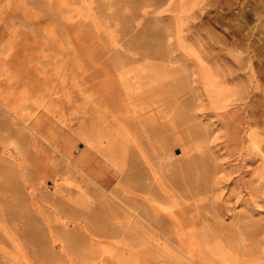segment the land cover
Instances as JSON below:
<instances>
[{"label":"rangeland","instance_id":"1","mask_svg":"<svg viewBox=\"0 0 264 264\" xmlns=\"http://www.w3.org/2000/svg\"><path fill=\"white\" fill-rule=\"evenodd\" d=\"M183 1L0 0V86L7 63L53 93L11 113L0 99L12 129L0 163L16 161L19 184L0 174V264H87L91 251L104 262L90 264H264V156L246 132L264 151V104L240 112L259 117L241 137L210 105L207 0ZM35 116L49 142L24 125ZM84 154L104 188L73 165ZM192 158L199 184L180 187L170 176ZM134 172L147 188L126 180ZM27 216L34 235H22Z\"/></svg>","mask_w":264,"mask_h":264},{"label":"bare ground","instance_id":"2","mask_svg":"<svg viewBox=\"0 0 264 264\" xmlns=\"http://www.w3.org/2000/svg\"><path fill=\"white\" fill-rule=\"evenodd\" d=\"M185 1L187 0H184L183 2ZM189 1L190 4L192 1L194 2V0ZM189 1H187V4ZM182 4L184 5V3ZM187 4L185 2V5ZM207 5L209 41L208 44H206L208 45L207 57L210 74V79L207 85L208 99L212 107L225 110L229 116L233 117V121L238 124L235 125V128L238 129V135L241 137V132L245 131L242 130V128H245L248 124L257 123L259 121V117L255 115L253 117L246 118V116L241 115L240 112L243 109H258V107L260 108V106L264 104L260 98H258L259 100H256L257 98H253L256 97L257 94L264 96V86L261 84L264 83V81L260 82L261 79H264V0H207ZM251 21L256 22L250 25ZM227 23L230 24L227 26ZM5 68L7 73L5 85L0 86V99L3 101L4 107L8 112H10L11 109L14 111L18 107L22 98L36 99L35 101L39 102V105L43 107L45 96L49 95L52 97L53 93L51 92L50 87L47 88L48 86L44 83L43 79H40L37 85L32 84L27 79H24L21 83L20 76L15 69L16 67L12 68L6 63ZM40 74L43 78H47L49 76L45 72H40ZM120 78L123 81L125 79V75H121ZM47 107L48 106H46V108ZM12 114L14 117L16 115L18 116L16 112H13ZM24 125L30 132L34 133L35 136L41 139H46L49 142L48 138H45L40 129L41 120L39 117L35 116L33 122L24 121ZM0 130H6L7 132L12 131L11 126L4 120H0ZM14 132L18 133L19 131L14 130ZM246 132L249 137V141H251V146L257 150L258 155L264 156V151H262L260 147V137L258 131L252 129L251 127V129H247ZM25 140L26 137L21 135V139L19 141L20 143L17 142L16 147L18 148L20 145L23 146L21 142ZM68 146L69 142L66 140L64 154L67 156L69 161H72L73 159H70ZM33 150L35 151V148H33ZM34 157H36V155ZM84 157H86L85 154L81 155L73 162V165L81 169L88 181L104 188L105 184L99 179L97 173L91 172L85 166L86 164L84 165V163H86ZM262 159H264V157H262ZM12 163L17 165L16 161ZM12 163H0V174L5 177L7 185L11 190L18 191L19 184L17 182V174ZM202 164L203 162L196 158L188 159L180 170L176 169L172 173L170 178L180 187L194 189L195 184L198 186V179L201 177L200 173H197L196 171ZM126 180L137 184L138 188L148 187L140 172H134L127 175ZM0 200L2 201L1 196ZM17 204L20 205V200ZM99 209L98 204L92 205L90 202L85 206L82 213L85 218L96 220ZM67 210L71 213L73 212L71 208H67ZM9 214L13 217L17 216L16 213L14 214L13 212ZM136 216L138 219H141L139 215ZM26 218L29 220L27 227H25L22 231V235H34L31 227L32 219L29 216ZM90 253L92 257L90 256L91 258L87 264H90L99 258L102 262H104L102 252L91 251Z\"/></svg>","mask_w":264,"mask_h":264}]
</instances>
